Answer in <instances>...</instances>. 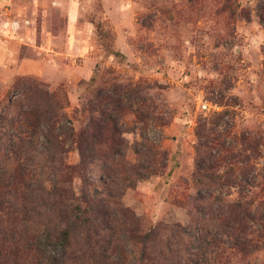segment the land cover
Here are the masks:
<instances>
[{
    "label": "rangeland",
    "instance_id": "374dc122",
    "mask_svg": "<svg viewBox=\"0 0 264 264\" xmlns=\"http://www.w3.org/2000/svg\"><path fill=\"white\" fill-rule=\"evenodd\" d=\"M228 1L0 0V113L6 114L8 91L21 77L66 92L69 104L57 125L60 134L71 127L76 131L90 128L91 106L97 105L90 85L94 73L99 91L120 101L121 111L112 113L111 120L124 142V157L116 158L118 165L122 161L123 171L122 165L116 167L118 174L111 177L110 190L99 167L94 174L85 172L88 189L111 194L125 212L130 211L113 208L127 224L108 248V256L116 252L113 261L117 264H137L150 228L161 222L183 226L191 222L180 202L195 194L191 182L201 118L213 120L224 110L234 111L220 123V132L229 128L234 134H264V0ZM98 22L111 30L109 45L122 56L115 57L106 49L97 33ZM202 101L218 109L204 110ZM39 143L42 154H27L25 165L29 170L36 167L42 182L25 190L23 204L28 211L24 217L31 218L28 228L36 229L50 221H68L70 212L78 213L79 203L69 202L71 208L63 217V210L48 200L41 185L52 188L54 160L44 149L43 137ZM66 149L65 162L79 164L77 146L68 143ZM158 150L167 153L164 166L155 154ZM262 151V161L247 181L226 189L230 199L241 190L254 194L262 186L264 146ZM0 162L3 170L12 163L6 156ZM74 179L75 188H81V179ZM70 224L75 235L73 248L67 252L62 246H50L43 232L33 242L42 250L43 264H64L65 254L79 257L84 246L81 226ZM120 253L125 261L119 260ZM250 260L264 264V246Z\"/></svg>",
    "mask_w": 264,
    "mask_h": 264
},
{
    "label": "trees",
    "instance_id": "16d2710c",
    "mask_svg": "<svg viewBox=\"0 0 264 264\" xmlns=\"http://www.w3.org/2000/svg\"><path fill=\"white\" fill-rule=\"evenodd\" d=\"M95 25L106 49L115 57L122 56L109 45L113 40L111 30L101 22ZM97 79L98 74L94 73L90 85L97 96V105L91 106L90 128L76 131L71 127L61 134L57 132V125L66 115L69 104L62 88L52 91L44 82L21 77L9 89L3 107L6 114L0 113V129L5 130L4 138L3 130L0 131V158L6 156L12 161L8 169L0 168V264H43L42 250L33 243L42 232L50 246H62L66 252L71 250L75 235L71 221L80 224L84 246L78 258L65 254L64 264H72L76 259L81 264H117L113 261L116 252L108 256V248L119 229L127 224L113 208L115 205L124 213L130 211L125 212L111 194L100 192L96 187L88 189L85 174L86 171L94 174L95 168L99 167L110 190L109 181L118 174L116 167L122 165L121 171L124 167L122 161L119 165L116 162L117 157H124V142L117 124L111 120L112 113L121 111L120 101L99 91L95 86ZM234 113L224 110L213 120L201 118L198 121V145L191 182L195 194L180 202L188 210L191 222L187 226L161 222L150 228L143 238L144 251L137 264H253L251 256L264 246V183L254 194L241 190L232 199L226 189L238 187L255 172L263 158L264 134H234L229 128L224 134L220 132V123ZM109 119L113 122L111 125ZM41 137L45 140L46 153L54 160L52 188L41 185L48 200L63 210V217L69 202L76 200L79 203L78 213L70 212L68 221L65 218V222L50 221L36 229L28 228L31 218L26 220L27 209L23 204L25 190L31 184L41 183L42 175L36 167L29 170L25 161L27 154H42L39 150ZM68 143L76 145L80 151L81 162L77 165L67 164L63 159L68 152ZM155 154L161 156L159 163L164 166L167 153L158 150ZM173 161L174 167L178 168L176 158ZM135 169L130 167L128 170L143 179L141 174L133 171ZM76 177L82 181L81 188L74 186ZM19 200L21 206L17 203ZM48 213H55V210L48 209ZM118 256L119 260H126L121 253Z\"/></svg>",
    "mask_w": 264,
    "mask_h": 264
},
{
    "label": "built area",
    "instance_id": "2783aa9c",
    "mask_svg": "<svg viewBox=\"0 0 264 264\" xmlns=\"http://www.w3.org/2000/svg\"><path fill=\"white\" fill-rule=\"evenodd\" d=\"M201 103H202V107H203L204 110H208V111L213 110L215 112L216 109H218L217 106H212V105H210L208 103H204L203 101Z\"/></svg>",
    "mask_w": 264,
    "mask_h": 264
}]
</instances>
